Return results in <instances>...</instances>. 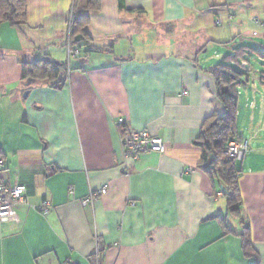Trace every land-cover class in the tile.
<instances>
[{"label": "crops", "instance_id": "obj_1", "mask_svg": "<svg viewBox=\"0 0 264 264\" xmlns=\"http://www.w3.org/2000/svg\"><path fill=\"white\" fill-rule=\"evenodd\" d=\"M55 2L27 0L22 26L0 25V179L24 186L27 199L18 222H0V264H264V0H196L195 10L186 0H72L67 13L49 10ZM81 14V55L70 57ZM211 50L222 62L238 54L244 73L238 217L195 144L224 111L207 73ZM45 58L66 64L62 88L26 86L24 64ZM129 131L163 139L165 152L127 159ZM246 227L257 259L243 251Z\"/></svg>", "mask_w": 264, "mask_h": 264}, {"label": "trees", "instance_id": "obj_2", "mask_svg": "<svg viewBox=\"0 0 264 264\" xmlns=\"http://www.w3.org/2000/svg\"><path fill=\"white\" fill-rule=\"evenodd\" d=\"M92 0H89V4ZM27 0H0V25L8 23L13 27H20L26 22ZM88 24V16L81 14L73 17L70 35L71 48L78 50L76 37H85V27ZM243 48L236 49L237 53L244 52ZM239 55L228 56L224 62L213 66L207 71L214 81L216 97L223 106L222 113H213L204 122L200 137L195 143L202 151V168L220 185L221 190L228 203V211L238 217L242 203L239 187V178L242 170L238 167L237 161L229 158L226 148L232 140H241L237 131V86L244 76L242 71L235 67L239 61ZM35 80V83L44 84L49 87L62 88L68 79L66 64L52 61L49 58L35 60L24 64L23 80ZM34 83V84H35ZM33 85V84H32ZM227 228V232H228ZM243 251L248 258L256 257L252 254V245L249 238V228L246 227L243 234ZM257 259V257H256ZM255 264H259L256 262Z\"/></svg>", "mask_w": 264, "mask_h": 264}, {"label": "built area", "instance_id": "obj_3", "mask_svg": "<svg viewBox=\"0 0 264 264\" xmlns=\"http://www.w3.org/2000/svg\"><path fill=\"white\" fill-rule=\"evenodd\" d=\"M259 19L253 18V21L258 22ZM67 49L70 57H80V52L71 48L70 37L68 39ZM186 94V93H184ZM117 126H127V122L120 119L117 121ZM123 154L127 159L137 160L140 155L150 152H158L163 154L166 145L163 139L151 136L146 131H129L122 136ZM249 151V144L245 140H232L228 143L226 154L229 158L236 161H243ZM6 167V162L0 157V171ZM73 193V189H70ZM107 187H104L98 192L92 193L87 198L81 201L83 207L92 205L95 199L106 195ZM27 204L26 188L22 185L9 186L3 179H0V222H18L17 209L18 207ZM42 215L47 216L51 212V207L48 202H44L38 207Z\"/></svg>", "mask_w": 264, "mask_h": 264}, {"label": "clouds", "instance_id": "obj_4", "mask_svg": "<svg viewBox=\"0 0 264 264\" xmlns=\"http://www.w3.org/2000/svg\"><path fill=\"white\" fill-rule=\"evenodd\" d=\"M72 0H57V2L49 4L48 9L55 12V11H63L67 13L71 10ZM197 7L196 0H186L184 4V8L195 10ZM177 14L182 15L183 10L181 8H177Z\"/></svg>", "mask_w": 264, "mask_h": 264}, {"label": "rangeland", "instance_id": "obj_5", "mask_svg": "<svg viewBox=\"0 0 264 264\" xmlns=\"http://www.w3.org/2000/svg\"><path fill=\"white\" fill-rule=\"evenodd\" d=\"M216 50H217L216 52H220L222 54H229V50H226V49H223V48H217ZM213 54H214V51L211 50L209 53H207L205 55V57H207V59L210 60V58L213 56V60L212 61H214V62L212 64H216V65L220 64L222 62V60H218L217 58H215V55H213ZM250 61H251V64H252V66L254 68L259 67L258 66L259 64H258V62L256 60V57H251Z\"/></svg>", "mask_w": 264, "mask_h": 264}, {"label": "water", "instance_id": "obj_6", "mask_svg": "<svg viewBox=\"0 0 264 264\" xmlns=\"http://www.w3.org/2000/svg\"><path fill=\"white\" fill-rule=\"evenodd\" d=\"M34 83H35V80H33V79H29V80L27 81L26 86L29 87V86H31V85L34 84Z\"/></svg>", "mask_w": 264, "mask_h": 264}]
</instances>
